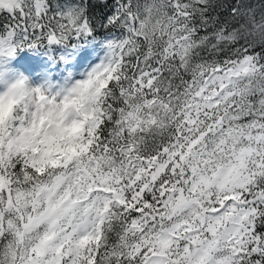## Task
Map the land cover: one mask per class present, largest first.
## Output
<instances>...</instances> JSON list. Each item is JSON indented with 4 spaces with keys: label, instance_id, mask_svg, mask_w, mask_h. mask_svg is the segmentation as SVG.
Wrapping results in <instances>:
<instances>
[{
    "label": "snow or ice",
    "instance_id": "1",
    "mask_svg": "<svg viewBox=\"0 0 264 264\" xmlns=\"http://www.w3.org/2000/svg\"><path fill=\"white\" fill-rule=\"evenodd\" d=\"M0 84V264H264V0H0Z\"/></svg>",
    "mask_w": 264,
    "mask_h": 264
},
{
    "label": "rangeland",
    "instance_id": "2",
    "mask_svg": "<svg viewBox=\"0 0 264 264\" xmlns=\"http://www.w3.org/2000/svg\"><path fill=\"white\" fill-rule=\"evenodd\" d=\"M108 53L104 41L84 39L75 46L56 52L61 61L55 63L52 54L23 51L9 65L8 79L18 75L28 77L33 86L51 85L54 89L64 86L69 79H83L91 68L105 60ZM4 85L0 84V90Z\"/></svg>",
    "mask_w": 264,
    "mask_h": 264
},
{
    "label": "trees",
    "instance_id": "3",
    "mask_svg": "<svg viewBox=\"0 0 264 264\" xmlns=\"http://www.w3.org/2000/svg\"><path fill=\"white\" fill-rule=\"evenodd\" d=\"M92 2L93 3H97L98 0H92ZM223 2L225 4H228V3L235 2V0H223ZM221 11H223V10H221ZM97 14H99V10H97ZM108 39H109V37H107L105 31L103 29H101V28L97 29V32L95 34V38H92V37L87 38V40H89V42H91L93 40L104 41L106 43V45H107ZM75 44H76V42L72 41L67 46H65V45H56V46H48V47L38 48L36 50L25 49V50L20 51L19 53H21L23 51H29V52H33V53L52 54V57L54 58L55 63L58 65V63L61 61V59H59V55L57 56V55H55V53L56 52H62V48L75 46Z\"/></svg>",
    "mask_w": 264,
    "mask_h": 264
}]
</instances>
